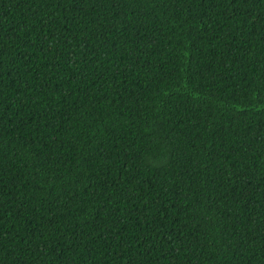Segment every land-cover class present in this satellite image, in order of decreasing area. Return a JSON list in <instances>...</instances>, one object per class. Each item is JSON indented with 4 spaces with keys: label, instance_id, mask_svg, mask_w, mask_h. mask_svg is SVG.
<instances>
[{
    "label": "trees",
    "instance_id": "trees-1",
    "mask_svg": "<svg viewBox=\"0 0 264 264\" xmlns=\"http://www.w3.org/2000/svg\"><path fill=\"white\" fill-rule=\"evenodd\" d=\"M0 264H264V0H0Z\"/></svg>",
    "mask_w": 264,
    "mask_h": 264
}]
</instances>
